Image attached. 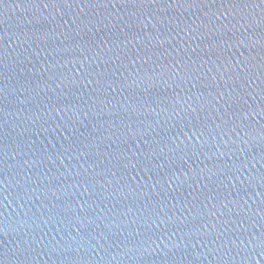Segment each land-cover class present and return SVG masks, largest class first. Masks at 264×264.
Segmentation results:
<instances>
[{"label": "water", "instance_id": "water-1", "mask_svg": "<svg viewBox=\"0 0 264 264\" xmlns=\"http://www.w3.org/2000/svg\"><path fill=\"white\" fill-rule=\"evenodd\" d=\"M0 264H264V0H0Z\"/></svg>", "mask_w": 264, "mask_h": 264}]
</instances>
